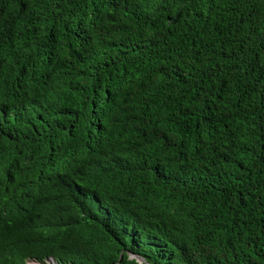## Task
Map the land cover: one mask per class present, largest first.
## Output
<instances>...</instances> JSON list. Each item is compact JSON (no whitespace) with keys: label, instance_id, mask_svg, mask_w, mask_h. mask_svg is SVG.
Segmentation results:
<instances>
[{"label":"trees","instance_id":"obj_1","mask_svg":"<svg viewBox=\"0 0 264 264\" xmlns=\"http://www.w3.org/2000/svg\"><path fill=\"white\" fill-rule=\"evenodd\" d=\"M125 251L264 264V0H0V264Z\"/></svg>","mask_w":264,"mask_h":264},{"label":"clouds","instance_id":"obj_2","mask_svg":"<svg viewBox=\"0 0 264 264\" xmlns=\"http://www.w3.org/2000/svg\"><path fill=\"white\" fill-rule=\"evenodd\" d=\"M125 254L127 259L133 260L139 264H146L142 258L128 251H125ZM119 255L122 257L121 252L118 254L117 261L114 264H118L119 260L121 259V257L119 258ZM9 261L10 264H60L55 259H53L52 256H46L44 258L38 259L32 256H24V254L21 252H17L16 256L9 255Z\"/></svg>","mask_w":264,"mask_h":264},{"label":"water","instance_id":"obj_3","mask_svg":"<svg viewBox=\"0 0 264 264\" xmlns=\"http://www.w3.org/2000/svg\"><path fill=\"white\" fill-rule=\"evenodd\" d=\"M121 257V255H119V258Z\"/></svg>","mask_w":264,"mask_h":264}]
</instances>
